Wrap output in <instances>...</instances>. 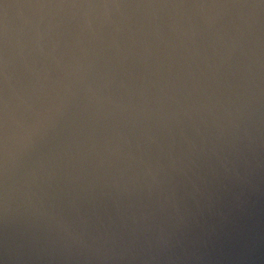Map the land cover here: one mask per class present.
Masks as SVG:
<instances>
[{"label":"water","instance_id":"1","mask_svg":"<svg viewBox=\"0 0 264 264\" xmlns=\"http://www.w3.org/2000/svg\"><path fill=\"white\" fill-rule=\"evenodd\" d=\"M0 264H264V0H0Z\"/></svg>","mask_w":264,"mask_h":264}]
</instances>
